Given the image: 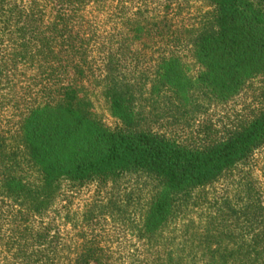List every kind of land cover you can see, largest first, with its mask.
<instances>
[{
	"label": "trees",
	"instance_id": "trees-1",
	"mask_svg": "<svg viewBox=\"0 0 264 264\" xmlns=\"http://www.w3.org/2000/svg\"><path fill=\"white\" fill-rule=\"evenodd\" d=\"M209 1L213 22L191 44L193 76L162 0H0V264H264V102L202 146L139 128L133 105L136 77L195 109L201 96L225 103L264 80V0ZM98 64L116 129L75 84ZM132 172L160 182L133 253L114 259L93 231L70 243L66 223H54L65 189ZM225 175L246 195L243 226H207L188 249L163 243L179 197Z\"/></svg>",
	"mask_w": 264,
	"mask_h": 264
},
{
	"label": "rangeland",
	"instance_id": "rangeland-1",
	"mask_svg": "<svg viewBox=\"0 0 264 264\" xmlns=\"http://www.w3.org/2000/svg\"><path fill=\"white\" fill-rule=\"evenodd\" d=\"M162 1L170 6L169 18L173 28L180 30L179 36L183 40L181 45L175 46L177 52L184 58L191 74L196 76L200 69L192 57L191 44L205 26L212 24V5L209 0ZM104 68L95 66L75 84L80 97L90 102L94 116L106 127L116 129L122 123L111 112L106 96L109 81L105 79L107 71ZM132 82L136 88L133 105L140 112L139 128L165 134L188 146H202L221 138L252 119L264 102L263 79L251 83L240 95L225 103H211L201 96L199 109L184 108L169 93L152 95L150 85L139 77ZM260 157V168L264 169V152ZM256 175L258 182L264 185V170ZM65 190V201L55 206L59 212L54 216V223H66L70 243H81L83 232L90 235L93 231L102 247L117 259L139 246L135 232L144 225L145 216L160 190V182L145 172H132L107 182L87 183ZM246 199L238 179L230 175L197 188L187 196L181 195L164 225L160 240L174 248L188 249L196 244L198 234L207 226H223L228 230L232 226H243L241 210H244Z\"/></svg>",
	"mask_w": 264,
	"mask_h": 264
}]
</instances>
